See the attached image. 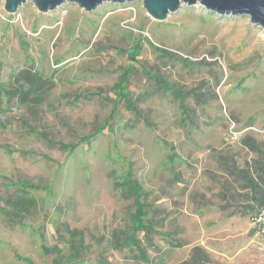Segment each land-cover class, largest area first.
<instances>
[{"label": "rangeland", "instance_id": "obj_1", "mask_svg": "<svg viewBox=\"0 0 264 264\" xmlns=\"http://www.w3.org/2000/svg\"><path fill=\"white\" fill-rule=\"evenodd\" d=\"M3 5L1 87L22 68L39 71L53 86L39 103L8 104L2 96L0 264H179L194 246L207 252L209 264H264V242L250 221L254 210L243 207L251 195L226 167L257 158L242 145L244 136L264 142L261 27L198 4H182L162 21L141 0L104 2L91 11L64 3L45 13L29 0L12 14ZM140 37L138 71L126 88L142 118L122 101L111 116L114 84ZM142 68L199 95L185 100L189 119ZM129 173L147 192L156 229L154 246L138 235L148 261L109 243L131 210L117 185ZM21 195L30 203L13 223L6 199ZM73 230L83 237H75V248Z\"/></svg>", "mask_w": 264, "mask_h": 264}, {"label": "trees", "instance_id": "obj_2", "mask_svg": "<svg viewBox=\"0 0 264 264\" xmlns=\"http://www.w3.org/2000/svg\"><path fill=\"white\" fill-rule=\"evenodd\" d=\"M146 41L148 45L152 47L153 50L159 52L160 55H169L164 48L154 45L148 39H146ZM141 42V37L133 41L132 48L127 52V54L131 56L130 59L132 61L127 66L121 68L122 73L114 84L116 99L112 100L114 106L111 111V116L113 115L115 106L122 101L128 112L133 113L138 118H142L141 111L136 104L135 98L126 88L130 76L138 71L135 63H137L136 56L139 53ZM176 59L183 63L190 62L187 58L177 57ZM141 70L145 78L151 80L158 91H168L178 100L180 108L186 115V119H189L190 117L187 113L190 107L185 103V100L192 96L199 101V95L191 90H180L175 87L172 82L146 68H142ZM10 79L11 81L8 83V86L1 87L0 85V107L2 104V96H4V100L8 104L12 103V101H16L20 104L39 103L42 101L43 95L53 86L51 79H47L39 71L29 68L18 70ZM93 96H95V94H89L88 97L91 98ZM102 129L103 127L96 128L93 135L99 130L102 131ZM241 143L250 151L255 152L257 158L250 164H246L242 167L236 165L235 162L231 165L227 164L226 167L231 175H238L241 177V180L244 181L243 187L247 189V193H250L251 196L247 202L243 204V207L246 210H254V213L264 204V142H257L250 136H244L241 139ZM61 148L64 151H73V148L69 147L68 144H61ZM117 185L120 188L121 195L126 199L132 200V204L131 210L127 214L125 225L122 228H115L112 230L109 243L114 249L133 248L136 250V258L138 260L148 261V254L141 244V238L138 236L139 233L142 235L147 246H154L152 235L156 233V229L150 221L151 209L147 201V192L131 173L118 182ZM19 189L22 190L23 187L19 186ZM6 202L12 206V213H10L11 216L9 214V219H11L13 223H18L13 218L19 217V213L28 208L30 199L21 195L16 197L15 200L7 198ZM70 237L71 248L74 247L75 237L79 242L83 240L81 233L76 230L70 232ZM177 245L180 246V244ZM209 262L210 258L207 252L200 246H194L191 249L188 259L179 264H209Z\"/></svg>", "mask_w": 264, "mask_h": 264}, {"label": "water", "instance_id": "obj_3", "mask_svg": "<svg viewBox=\"0 0 264 264\" xmlns=\"http://www.w3.org/2000/svg\"><path fill=\"white\" fill-rule=\"evenodd\" d=\"M28 0H4L3 8L9 13H15L19 6ZM39 12L45 13L64 3H74L86 11L97 9V6L107 2L124 4L135 0H29ZM143 8L153 19L162 21L168 13L175 12L182 4L201 5L205 10L219 16H247L249 22L261 27L264 31V0H141Z\"/></svg>", "mask_w": 264, "mask_h": 264}, {"label": "built area", "instance_id": "obj_4", "mask_svg": "<svg viewBox=\"0 0 264 264\" xmlns=\"http://www.w3.org/2000/svg\"><path fill=\"white\" fill-rule=\"evenodd\" d=\"M251 223L255 226L256 232L264 242V204L258 210L251 214Z\"/></svg>", "mask_w": 264, "mask_h": 264}]
</instances>
